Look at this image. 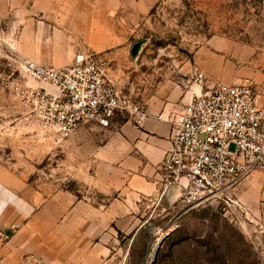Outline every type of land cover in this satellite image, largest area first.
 Returning a JSON list of instances; mask_svg holds the SVG:
<instances>
[{
	"label": "rangeland",
	"instance_id": "obj_1",
	"mask_svg": "<svg viewBox=\"0 0 264 264\" xmlns=\"http://www.w3.org/2000/svg\"><path fill=\"white\" fill-rule=\"evenodd\" d=\"M116 1L0 0V166L19 178V196L34 208L60 192L92 194L76 177L75 132L57 136L16 97V86L53 90L33 79L27 64L61 69L94 55L115 89L145 106L160 83L189 80L193 58L210 43L264 51V0H122L119 8ZM134 2L146 3V14L138 15ZM98 4L114 12L105 18ZM237 205L209 201L180 212L153 196L131 202L130 213L90 243L66 216L57 232L34 240L43 256L21 262L264 264V225ZM22 222L20 216L14 230Z\"/></svg>",
	"mask_w": 264,
	"mask_h": 264
},
{
	"label": "crops",
	"instance_id": "obj_2",
	"mask_svg": "<svg viewBox=\"0 0 264 264\" xmlns=\"http://www.w3.org/2000/svg\"><path fill=\"white\" fill-rule=\"evenodd\" d=\"M142 2L132 4L138 15L147 11L148 5ZM121 3L123 1L118 0L115 6L122 7ZM96 7L105 18L109 12H114L105 4ZM194 66L203 71L209 81L203 85L194 83ZM190 71V79L181 84L175 81L160 83L144 102L150 117L141 125H136L131 118L115 116L107 128L88 124L76 130V177L81 176L91 197L82 193L80 196V192L79 196L60 192L34 208L20 198L19 178L0 166V231L7 236L5 240L0 239V264H24L22 257L29 263L28 256H43L44 246L41 242L37 246L34 240L42 237L44 232H57L58 221L66 216L73 217L74 224L80 226L81 241L90 243L91 238L94 240L99 233L108 230L115 217L129 214L131 202L136 204L158 196V169L171 146V129L169 124L155 117L173 116L194 95L216 84L230 85L245 78L253 81L264 102V51L210 43L193 58ZM255 172L235 189L233 195L253 220L264 225V171ZM177 194L178 191L172 189L162 200L172 204L176 202ZM19 215L23 219L22 227L13 230ZM47 223L53 227L45 228Z\"/></svg>",
	"mask_w": 264,
	"mask_h": 264
},
{
	"label": "built area",
	"instance_id": "obj_3",
	"mask_svg": "<svg viewBox=\"0 0 264 264\" xmlns=\"http://www.w3.org/2000/svg\"><path fill=\"white\" fill-rule=\"evenodd\" d=\"M24 69L53 90L16 86V97L61 138L83 125L107 128L115 116L131 118L136 125L150 117L144 105L115 89L94 55H78L61 69L33 64ZM192 77L197 85L206 79L196 66ZM155 119L171 129V146L158 169V197L176 189L174 204L180 212L209 201L238 206L232 198L235 189L255 171H264V102L248 78L216 84L194 95L175 115ZM0 239H7L4 232Z\"/></svg>",
	"mask_w": 264,
	"mask_h": 264
},
{
	"label": "water",
	"instance_id": "obj_4",
	"mask_svg": "<svg viewBox=\"0 0 264 264\" xmlns=\"http://www.w3.org/2000/svg\"><path fill=\"white\" fill-rule=\"evenodd\" d=\"M171 191V190H170ZM170 191H168V193L170 192ZM168 193L166 194V197H168ZM9 234V233H8Z\"/></svg>",
	"mask_w": 264,
	"mask_h": 264
}]
</instances>
